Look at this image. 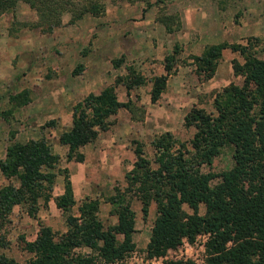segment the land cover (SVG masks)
I'll return each instance as SVG.
<instances>
[{
	"label": "trees",
	"instance_id": "16d2710c",
	"mask_svg": "<svg viewBox=\"0 0 264 264\" xmlns=\"http://www.w3.org/2000/svg\"><path fill=\"white\" fill-rule=\"evenodd\" d=\"M21 1L34 17L13 20L41 32L59 26L64 13L72 22L87 13L99 15L107 3L119 1H141L143 9L157 6L156 19L167 30L174 28L173 18L158 11L166 0H0V14L14 12ZM225 46L224 41L209 43L193 55L195 69L204 78L213 73ZM229 46L243 56L241 63L232 61L240 81H230L214 92L212 111L192 105L185 112L183 124L194 126L187 141H178L168 130L160 132L150 140L152 157L134 141V159L123 174L124 184L113 186V192L104 197L111 204L114 222L101 220L97 197H83L72 210L75 198L67 168L62 167V191L53 200L64 215L65 229L55 233L49 225L40 224L34 238L23 242L32 251L28 264H124L135 247L133 198L140 203L143 219L149 204L154 203L144 247L147 256H163L183 240L191 242L197 234H204L203 264H264V59L257 56L252 42ZM178 51L175 42L163 57L165 73L151 76V101L164 88ZM120 60L113 59V64ZM127 70L114 83L123 82L128 88L143 82L139 73L130 67ZM114 83L86 93L72 105L70 126L58 134L59 142L66 146V160H82L79 147L108 127L109 116L118 107L130 109L128 100L117 98ZM20 95L10 97L24 102L18 99ZM46 122L53 124L52 119ZM224 145L230 149L231 164L218 171L203 169ZM58 160L42 135L6 143L0 157V173L6 179L0 184V248L9 243L6 224L12 208L18 205L34 216L40 201L45 204L50 197ZM0 264L15 261L0 249ZM165 264L197 263L178 256L166 258Z\"/></svg>",
	"mask_w": 264,
	"mask_h": 264
},
{
	"label": "rangeland",
	"instance_id": "374dc122",
	"mask_svg": "<svg viewBox=\"0 0 264 264\" xmlns=\"http://www.w3.org/2000/svg\"><path fill=\"white\" fill-rule=\"evenodd\" d=\"M197 1L194 3L192 0H166V4L162 5L158 11H163L166 15L171 16V19L173 18L172 25L174 28L170 30H167L165 25L156 19L157 6L153 5L148 7V13L153 14V21L157 23L159 34L171 39L170 48L166 53L171 52L175 42L179 47V51L175 54V61L171 66L173 70L167 74L166 78L169 75L175 74L181 67V71H178V74L181 75L182 80L185 79L189 83L187 88L186 84H184L186 92H183L188 93V98L185 100L180 97V101L184 105H173L174 107L170 109L172 110V114L168 118L169 124H161L153 118L144 120L145 116H149V112L152 115L154 108H147L148 101L144 104L139 101L141 97L139 93H136V88L148 80L151 85L150 78L152 75L149 76L142 72L139 57H134L129 54L128 49L132 44L127 43L126 40L125 42L120 41L119 46L125 51L112 57L111 63L113 64V59L120 58L119 63L116 65L113 64V66L121 70V73H115L112 81L108 84L114 83V79L117 76L124 75L125 73L127 75V67L139 73L143 77V82L128 88L123 82L114 83V89L120 98L119 100H128L130 109L124 106L118 107L116 112L109 116L112 122L108 127L104 130H99L95 138L89 141L93 145H89V151L87 154H84V159L80 160L83 162L70 167V174L72 173L73 178V195L75 197V204L72 206V210H75L76 204L84 196H96L100 201L99 217L104 223L112 222L115 216L111 212V206L104 200V197L113 192V186H122L124 184L123 173L134 159L132 152L135 144L134 141L140 142L144 147L145 154L148 157H152L153 151L150 140L160 132L168 130L175 139L183 142L191 137L194 126L183 124V115L185 112L192 105L212 111V96L214 92L230 81L236 83L240 81V76L233 73L232 61L236 60L241 63L243 56L237 49H232L229 46L230 43L247 44L248 42H252L257 56L264 59V0ZM131 4L127 1H119L110 2L106 5L112 7L111 13L118 16L123 15V13H129L131 19H140L136 18L135 12L136 5L139 3L136 2V5L132 7ZM140 4L143 5V3ZM212 6L219 12L221 22L224 21L225 26L228 23H230V26L235 25V29H230V33L226 32V39L222 41L226 42L228 46L223 47L224 51L220 52L213 73L209 77L204 78L203 72L195 69L193 55H198L204 46L209 43H205L201 51L197 54L195 52L185 53L184 43L174 37H178L182 30L180 16L186 14V17H190L194 14L198 18V12L200 10H210ZM0 16V157L3 156L5 145L9 140L27 139L40 135L45 137L52 151L59 156L58 170L53 180L51 195L46 203L43 204L40 201V205L34 216L28 215L22 207L15 205L9 214L10 220L6 224V237L9 243L7 247L0 249L12 257L15 264H28V259L32 255V251L24 247L23 242L34 238L40 224L49 225L55 233L65 228L64 215L56 207L53 197L62 189V167L68 161L65 160L66 146L65 150L61 148L57 138L61 130L70 126V114L64 115L58 113L59 111H63V109L56 110L46 105L43 107H35L32 104V99H35L37 94V88L40 85L50 86V78L57 76L58 72L53 64L45 65L43 59L47 57V50L43 46L33 44V49L22 51L20 43L21 39L30 38V35L33 42H36L38 37L51 36L57 28L53 32L51 31L54 28L50 32H41L37 28H31L15 22L13 20L15 18L20 21H29L34 17L33 11L23 1L19 2L14 12H4ZM68 18V13H64L62 23L59 26L63 24V21L69 24L71 21ZM176 21L177 25L175 26ZM145 25L151 27L149 24L145 23ZM153 29L154 27L150 28V30ZM227 31H229L228 28ZM155 33L157 34V30ZM161 36L158 37L161 38ZM152 41H155L153 36ZM106 46L108 48V45ZM115 46H118V44ZM79 47V54L91 50L90 44L86 42H81ZM30 55L31 57L29 58ZM26 56L31 61L33 60L34 63L29 62ZM163 57L160 59L162 66ZM27 62L30 66H27ZM11 71L19 73L14 76L11 74ZM162 73H165V69ZM17 93L18 95L22 94L18 99L24 102L18 103L17 99H11L10 96ZM156 100L150 101L155 102ZM157 113L159 115L161 112L157 111ZM49 119L53 120V124H47L46 121ZM122 123L124 124L121 125ZM98 153H101V157L99 158ZM230 164V149L224 145L220 152L213 158L210 166H203V169L209 168L218 171L228 167ZM70 165H73V163ZM84 177L87 181L83 180ZM5 181L6 179L0 173V184ZM131 205L135 211V230L132 233L135 247L126 256L124 264H165L166 258L178 256L189 257L197 264H203L202 241L204 234H197L191 242L183 240L176 248L168 249L163 256H147L144 247L154 216V203L153 201L150 203L148 214L144 219L141 217L139 201L133 198ZM183 207L188 209L186 205H183Z\"/></svg>",
	"mask_w": 264,
	"mask_h": 264
},
{
	"label": "crops",
	"instance_id": "0c3cea01",
	"mask_svg": "<svg viewBox=\"0 0 264 264\" xmlns=\"http://www.w3.org/2000/svg\"><path fill=\"white\" fill-rule=\"evenodd\" d=\"M192 1L194 3L198 2L197 0ZM136 2L139 4L136 5ZM140 3L142 2L135 1L131 4V7L136 5V18H140L138 20L131 19L129 13H123V15L119 16L111 13L112 7L106 5L104 12L101 13L102 15H91L87 13L72 23L70 22L69 24H66L63 21L61 26L54 27L51 32L56 28L57 29L51 36L38 37L36 42L32 41L31 35L30 38L21 39L20 43L22 51L33 49V44L36 46H43L47 50V57L43 59L45 65L53 64L58 72L57 76L50 78V86L40 85L37 88V94L35 99H32V104L35 107H43L46 105L47 107H52L56 110L63 109V111H59L58 113L64 115L70 114L71 117L72 105L77 100L90 91L97 92L101 87L112 81L115 73H121V70L116 69V66H113L111 63L112 57L125 51L119 46V43H121L120 41L125 42L126 40L127 43L132 44L128 49L129 54L134 57H139L142 72L149 76L162 73L164 69L160 59L170 48L171 39L169 37L165 38V36L159 34L157 23L153 21V14L148 13V8L143 9V5ZM186 16V14L180 16L182 30L178 37H174L184 43V49H186L185 53L195 52L197 54L201 51L205 43L222 41L223 39H226V32L230 33V29H235V25L230 26V23H228L225 26L224 21L221 22L219 12H217L213 6L210 10H200L198 12V18L197 16H194V14L190 17ZM145 23L154 27V29L150 30L151 27L145 25ZM154 23H156V25H154ZM225 27H227L229 31H227V28ZM156 30L157 34L155 33ZM157 35L161 36V38ZM152 36L155 38L154 42L152 41ZM81 42L89 43L91 50L79 54V46L81 45ZM116 44H118V46H115ZM106 45H108V48ZM222 51H224V48L221 52ZM26 57L29 62L32 64L34 63L33 60L31 61V59H29L31 55L29 58L28 56ZM26 64L27 66L29 65L28 62ZM178 71H181V67L175 74L169 75L166 78V86L164 90L160 92V95L155 102L149 100V80L136 88V93H139L141 97L139 98V101L143 102V104L148 101L147 108H154L152 115L149 112V116H145L144 120H150V118H153L155 121L157 120V122L167 125L169 124L168 118L172 114V110L170 109L174 107L173 105H184L181 103L180 97L185 100L188 98V93L183 92L186 90L189 83L185 79L182 80ZM18 73L19 72L15 71L11 74L16 76ZM184 84H186V88L184 87ZM116 96L120 99L118 94H116ZM155 110L161 113L158 115ZM123 124L124 123L121 125ZM91 143L92 142H87L79 147L83 156L89 151L88 148ZM59 144V146L65 150V145L60 142ZM142 148L144 150L143 145ZM99 157H101V153H98V158ZM71 159H68L64 166L67 168V173L69 172L68 177L73 192V178L72 173L70 174V167L83 161ZM71 163H73V165H70ZM131 165L128 168H130ZM83 180L87 181L85 177ZM109 205L111 206L110 203ZM114 221L115 218L112 222Z\"/></svg>",
	"mask_w": 264,
	"mask_h": 264
}]
</instances>
